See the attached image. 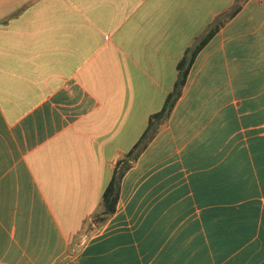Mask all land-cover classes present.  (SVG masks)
Returning a JSON list of instances; mask_svg holds the SVG:
<instances>
[{"label":"crops","instance_id":"crops-1","mask_svg":"<svg viewBox=\"0 0 264 264\" xmlns=\"http://www.w3.org/2000/svg\"><path fill=\"white\" fill-rule=\"evenodd\" d=\"M0 264H264V0H0Z\"/></svg>","mask_w":264,"mask_h":264},{"label":"trees","instance_id":"trees-1","mask_svg":"<svg viewBox=\"0 0 264 264\" xmlns=\"http://www.w3.org/2000/svg\"><path fill=\"white\" fill-rule=\"evenodd\" d=\"M238 7L235 9V11ZM224 23V20H220L216 24L207 30V32L197 37L190 46H188L177 63V78L174 82L172 90L167 94L162 108L151 114L148 122V126L144 133L139 138L138 142L129 150L122 158H120L113 171V175L103 192L101 200V209L96 214L94 221L103 223L116 210L120 195V185L122 178L126 171L131 168L133 161L137 158L140 151L146 146V144L152 139L154 133L158 130L161 123H163L171 114L173 107L179 99L183 86L187 80L190 68L198 54V52L205 47L204 45Z\"/></svg>","mask_w":264,"mask_h":264},{"label":"rangeland","instance_id":"rangeland-1","mask_svg":"<svg viewBox=\"0 0 264 264\" xmlns=\"http://www.w3.org/2000/svg\"><path fill=\"white\" fill-rule=\"evenodd\" d=\"M96 214L94 215L92 222L86 223V229L84 230L86 234L84 237H82V241L79 242L80 245H82L86 240L90 239L91 236L96 234V231L93 230L94 226L92 225V223H94V225L96 226H99L101 224L100 222L94 221Z\"/></svg>","mask_w":264,"mask_h":264}]
</instances>
